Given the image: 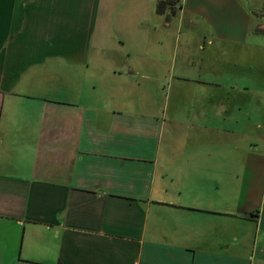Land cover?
I'll use <instances>...</instances> for the list:
<instances>
[{
    "label": "crops",
    "instance_id": "crops-1",
    "mask_svg": "<svg viewBox=\"0 0 264 264\" xmlns=\"http://www.w3.org/2000/svg\"><path fill=\"white\" fill-rule=\"evenodd\" d=\"M159 1L0 0V264H264V0Z\"/></svg>",
    "mask_w": 264,
    "mask_h": 264
},
{
    "label": "rangeland",
    "instance_id": "rangeland-1",
    "mask_svg": "<svg viewBox=\"0 0 264 264\" xmlns=\"http://www.w3.org/2000/svg\"><path fill=\"white\" fill-rule=\"evenodd\" d=\"M122 1H125V0H122ZM129 1L132 2L133 0H129ZM245 3H246L245 5L247 7L257 9V8L262 7L263 0H247ZM179 6H180V4L178 2V4L176 5L177 11L179 9ZM146 7L148 9V5ZM134 12L135 11H133L132 13H134ZM140 15H141V13H140ZM194 24H198V23H194ZM181 25H184L183 29H182L181 37L190 38V39H193L195 41H197L201 38V35L204 33V31H207L206 29H204L203 31L191 29V25L189 24V18H185L184 22L182 19ZM200 25H203V24L200 22ZM263 26H264V20H263ZM254 39H255V36L251 37V40H254ZM259 41L264 42V36L261 37V39ZM184 48H185V46H184ZM208 49L209 50H207V53H208L209 57L212 59V61L215 60L216 58L222 56L219 53L220 50L218 47H212V48H208ZM231 55L235 56L234 52H232Z\"/></svg>",
    "mask_w": 264,
    "mask_h": 264
},
{
    "label": "trees",
    "instance_id": "trees-1",
    "mask_svg": "<svg viewBox=\"0 0 264 264\" xmlns=\"http://www.w3.org/2000/svg\"><path fill=\"white\" fill-rule=\"evenodd\" d=\"M177 2L178 1H175V0H164V1L161 0V1H159L158 5H157V13L164 15L168 9L175 10L176 5L178 4ZM166 21H167V18H166ZM258 32H259V34H263L264 28L260 29Z\"/></svg>",
    "mask_w": 264,
    "mask_h": 264
}]
</instances>
